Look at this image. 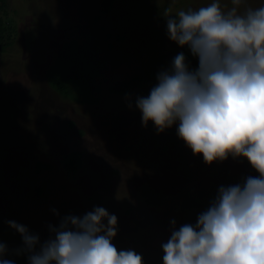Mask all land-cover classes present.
I'll list each match as a JSON object with an SVG mask.
<instances>
[{
    "label": "rangeland",
    "instance_id": "1",
    "mask_svg": "<svg viewBox=\"0 0 264 264\" xmlns=\"http://www.w3.org/2000/svg\"><path fill=\"white\" fill-rule=\"evenodd\" d=\"M101 2L0 0V16L16 26L0 56V243L18 264H29L27 253L8 221L43 243L53 235L50 225L58 228L65 217H83L95 207L117 217L112 243L118 250H134L143 264H161V245L172 231L195 225L205 211L186 217L185 207L201 198H210L201 202L208 206L220 187L259 175L243 156L206 163L177 135L178 123L158 132L151 120L143 125L136 107V98L150 94L177 54L185 55L190 71L199 66L187 45L169 39L165 11L212 0H116L109 11H101ZM219 3L225 11L233 6ZM262 5L243 0L240 11ZM94 40L101 47L91 66L95 100L64 97L48 82L49 67L70 42L88 47ZM145 69L154 71L150 80L127 93L111 89ZM74 150L83 152L84 165L69 172L63 155Z\"/></svg>",
    "mask_w": 264,
    "mask_h": 264
},
{
    "label": "clouds",
    "instance_id": "2",
    "mask_svg": "<svg viewBox=\"0 0 264 264\" xmlns=\"http://www.w3.org/2000/svg\"><path fill=\"white\" fill-rule=\"evenodd\" d=\"M242 3L165 11L169 39L187 45L199 66L190 71L177 54L150 94L136 98L145 127L151 120L163 132L178 123L177 135L206 163L243 156L259 174L220 187L195 225L173 230L161 245L163 264H264V5L241 12ZM8 224L21 234L29 264H143L112 243L117 217L103 207L50 225L43 243L26 226ZM7 252L0 243V264H14Z\"/></svg>",
    "mask_w": 264,
    "mask_h": 264
},
{
    "label": "trees",
    "instance_id": "3",
    "mask_svg": "<svg viewBox=\"0 0 264 264\" xmlns=\"http://www.w3.org/2000/svg\"><path fill=\"white\" fill-rule=\"evenodd\" d=\"M115 1L116 0H102L101 11L111 10ZM15 31L16 26L13 25V22L10 19L0 16V56L3 52L7 51L13 43V33ZM99 43V40H94L87 47L70 42L67 49L63 50V54H58L57 56L59 57L56 58L57 60L49 67L47 73L48 82L64 97H69L79 102L95 100L96 95H94L93 88L95 83V70H92L91 66L96 65V53L101 50ZM109 46L113 47V44L110 43ZM153 75L154 71L152 69L140 70L139 72L132 74L129 78L118 80L114 83L111 89L119 93H127L132 88L150 80ZM63 164L69 172L77 171L84 165L83 152L80 150H74L64 154ZM41 165L44 167L48 166L46 162L41 163ZM206 199H208L207 202H211L209 200L210 198ZM206 199H199L200 203L198 202L199 204L197 203L198 205L196 204L192 209L185 207L186 212L184 215L189 217L192 211H200L201 208H204L206 211L211 206V204L205 206L201 203ZM13 253L12 250H9V256ZM5 258L11 260L9 257ZM14 264L18 263L14 262ZM161 264H163V262Z\"/></svg>",
    "mask_w": 264,
    "mask_h": 264
}]
</instances>
